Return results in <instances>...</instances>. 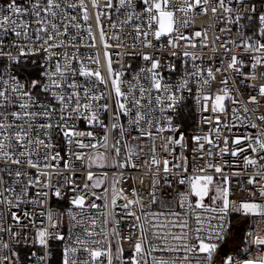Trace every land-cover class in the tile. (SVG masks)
Listing matches in <instances>:
<instances>
[{"label": "snow or ice", "instance_id": "snow-or-ice-1", "mask_svg": "<svg viewBox=\"0 0 264 264\" xmlns=\"http://www.w3.org/2000/svg\"><path fill=\"white\" fill-rule=\"evenodd\" d=\"M258 79L264 0H4L0 264H264Z\"/></svg>", "mask_w": 264, "mask_h": 264}, {"label": "built area", "instance_id": "built-area-1", "mask_svg": "<svg viewBox=\"0 0 264 264\" xmlns=\"http://www.w3.org/2000/svg\"><path fill=\"white\" fill-rule=\"evenodd\" d=\"M3 2H4V0H0V3H3ZM101 3H102V0H101ZM211 23H213V21L208 19V18H197L196 19V23H195V27L197 29H199V28L205 26L206 24H211ZM93 24H94V20H93ZM219 27H223V24H220ZM216 34H219L218 27H214V28L208 29V36H209V44L210 45H211V42L213 40L214 35H216ZM203 51L207 52L209 55H211V47H209V49H205ZM101 59L103 60L102 53H101ZM128 62L136 64V65L140 64L139 60H129ZM226 64H227V61H226V59L224 58V56H223V54L221 52V54L218 56V58L216 59L214 64L210 65V66L224 68V67H226ZM229 75H231V74L229 73ZM173 79H175V77H173ZM219 79H220V74H217V82H214V84H213V90L214 91H215V89L217 87V83H218ZM251 83H254V84L264 83V79H258L256 81H252ZM249 91H251V89H249ZM249 107L251 108L250 105H249ZM260 114H264V101H262L261 111L256 113L255 115L251 116L253 122L257 123L259 127L257 129H253V128L249 127V126H245L243 128H238L236 130L237 133L242 131L244 134L255 135L258 131H261L262 129H264V125H261L260 122L256 119V115H260ZM204 115L207 116L208 114H204ZM193 117H195V122L193 121ZM187 119H188L189 123L193 124V127L188 129V133H193V132H196V134H207L208 133V130H209V125L208 124L204 123V124L200 125L199 128L196 127V122H199L200 119H201V116H200L199 113L193 111L190 116H187ZM222 119H224V117H222ZM225 159H228L229 161L233 162V169H235L237 171L242 169V161L240 160V158L225 157ZM254 173H255V169H253V168L247 169V175H252ZM128 175L142 177L144 179L145 185H147V183H148V178L149 177H148V174H147V169L144 166H141V168L139 170H137V171L125 172V176H128ZM54 179H59V178L58 177H54ZM80 179H82V176L80 177ZM243 179H244L243 176L239 177V178H235L234 179V185L237 184L239 181H242ZM133 186L134 185L132 184L131 181H128L127 183H125L123 185V187H124L126 192L130 189V187H133ZM120 187H121V185H117L118 189ZM247 187H249L250 189L253 188V186H247ZM242 197L250 199V197H248L243 190L236 191L232 198L238 200V199H240ZM256 199L259 200L260 198L256 197ZM49 203L51 205V211L53 213L63 212L68 207V205H67V203L65 201L52 200ZM97 203H99V201H97ZM38 222L39 221H37V223ZM250 226H251V223L249 225H245L244 226L245 230H247ZM125 227L126 226H122V228H121L122 232L125 231ZM123 247L125 248V256H128L129 252L131 250V247H132L131 242H129L127 240L123 241ZM154 255L157 256V258H159L161 255H163L165 259H171L172 258L171 254L154 253Z\"/></svg>", "mask_w": 264, "mask_h": 264}]
</instances>
